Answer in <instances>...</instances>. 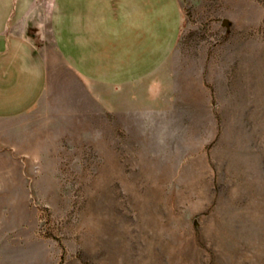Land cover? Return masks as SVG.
Wrapping results in <instances>:
<instances>
[{"label": "rangeland", "instance_id": "obj_1", "mask_svg": "<svg viewBox=\"0 0 264 264\" xmlns=\"http://www.w3.org/2000/svg\"><path fill=\"white\" fill-rule=\"evenodd\" d=\"M183 8L128 104L54 56L0 119V264H264V0Z\"/></svg>", "mask_w": 264, "mask_h": 264}, {"label": "crops", "instance_id": "obj_2", "mask_svg": "<svg viewBox=\"0 0 264 264\" xmlns=\"http://www.w3.org/2000/svg\"><path fill=\"white\" fill-rule=\"evenodd\" d=\"M184 19L183 0H0V119L42 100L54 56L96 100L125 94L128 104L131 86L158 75L152 64L162 48L165 61L173 56ZM50 25L57 45L44 37Z\"/></svg>", "mask_w": 264, "mask_h": 264}]
</instances>
